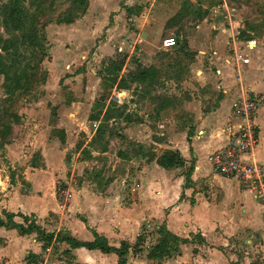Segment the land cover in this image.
I'll return each instance as SVG.
<instances>
[{"label":"crops","instance_id":"0c3cea01","mask_svg":"<svg viewBox=\"0 0 264 264\" xmlns=\"http://www.w3.org/2000/svg\"><path fill=\"white\" fill-rule=\"evenodd\" d=\"M90 1L86 14L76 20L80 27L76 28L79 31L81 26H88V20H93L90 27L95 20L105 21L104 46L109 58L124 51L152 53L142 38L161 19L132 15L134 29H130L127 22L135 0H125L123 8L119 7L122 0ZM97 3L106 11L102 18L94 7ZM199 29L200 25L196 26L188 38L199 36ZM211 29L217 31L207 47L209 52L196 50L198 46L189 40L190 51L202 54L201 59L194 54L189 74L175 81L182 86V92L174 94L182 96L180 103L151 107L148 120L123 129V137L132 139L138 152L133 157H110L103 167L105 175L94 177L91 168L90 174L84 175L82 166L102 165L106 149L92 150L79 160L69 181L65 173L67 155L73 159V166L80 154L78 150L71 152L74 132L83 133L87 143L97 135V123L90 119L92 103L86 98L69 105L73 111L69 122L57 119L56 127L62 129L64 141L40 129L28 143L29 150L23 146L28 137L4 145L5 169H21V174L19 179L0 168V264H34L36 260L46 264L54 247L72 264H118L116 250L121 243L128 245L122 257L125 264H264V202L245 193L235 178L216 175L209 160L212 152L227 145L235 130L232 106L237 98L258 96L261 102L254 116L257 145L251 159L264 171V34L263 39L253 41V46L238 38L234 49L249 60L247 65H240L238 74L226 46L229 30L220 24ZM81 32L79 38H85L86 43L89 33ZM34 153L37 159L32 162ZM165 154H177L181 165L159 167L156 160ZM67 182L71 199L62 209L55 187H66ZM5 215L10 216V222ZM23 218L39 232L21 231L26 228ZM143 226L147 232L151 229L153 240L148 235L140 240L145 233ZM161 229L187 243H179L175 253L157 262L147 254L160 241ZM94 235L106 242L111 249L108 253L83 246L70 248L62 241L68 238L88 244ZM43 236L51 237L48 245ZM65 250L68 254L63 253Z\"/></svg>","mask_w":264,"mask_h":264},{"label":"rangeland","instance_id":"374dc122","mask_svg":"<svg viewBox=\"0 0 264 264\" xmlns=\"http://www.w3.org/2000/svg\"><path fill=\"white\" fill-rule=\"evenodd\" d=\"M124 1L119 4L120 8H123ZM223 1L225 6H222L221 0H135L131 16L161 19L142 38V44L152 49V53L133 55L124 51L116 52L109 58L104 46L105 21L102 23L100 19L95 20L90 27L93 20H88V26L83 22L82 25L85 23L86 26H81L78 31L80 27L76 20H81L90 7L88 3L92 1L87 0L86 4L84 0H0V47L3 42L14 44L9 55L0 52V66L9 65L14 68L16 76H26V83L24 80L22 83L21 79L17 85L19 88L14 87L16 89L12 90L13 93L7 94L3 90V76L0 74V143L6 142L7 145L28 137L23 146L29 150L31 147L28 143L40 129H46L51 138L64 141L62 129L56 127L59 125L57 119L62 117L69 122L73 115L69 105L72 101L82 102L86 98L88 104L92 103L90 117L96 118L94 121L97 123L98 134L87 143L88 138L83 133L74 132L71 152L78 150L80 154L74 159L73 166V159L70 160L67 155L64 159L65 173L69 181L71 173L77 170L74 166L79 160L88 157L92 150L106 149L108 154L103 157L105 162L102 165L99 162L82 166L84 175L90 174L89 168L94 177H100L102 173L105 175L103 167L110 157L113 160L115 156L133 157L138 152L132 139L123 137V129L148 120L151 107L180 103L182 96L174 94L181 93L182 86L175 84V81L189 74L188 66L195 60L193 55L201 59L202 54L190 51L189 40L198 46L196 50L209 52L207 47L217 31L211 29V26L226 24L228 18L222 17L226 12L231 24L234 21L239 24V32L243 34L239 38L241 42H249V46H253L254 40L263 39L264 0ZM11 2H18L25 9L28 18L26 28L29 29V24L39 27L37 34L43 36V39L27 46V39L22 38L19 31L8 32L4 29L2 6ZM94 7L102 13L99 14L100 18L105 16L106 11L101 4L97 3ZM131 16L127 27L134 29ZM69 20L73 24L64 26ZM198 25L199 36L189 39ZM169 28L173 29L168 31ZM83 29L89 33L86 43L85 38H79ZM166 37L178 38L176 49L161 50V41ZM141 72L145 73L143 79L135 81L134 78ZM10 87H13L11 83ZM82 123L85 124V120ZM32 132L33 135L30 134ZM3 149L4 146L0 149V168L20 179L21 169H5ZM28 154L31 156L32 153ZM36 159L37 153H34L31 161ZM68 185L67 182L64 187L67 190ZM147 230L143 226L145 233H141V241L147 235L151 236V229L150 232ZM60 251L54 247L48 253L46 264H72Z\"/></svg>","mask_w":264,"mask_h":264},{"label":"built area","instance_id":"2783aa9c","mask_svg":"<svg viewBox=\"0 0 264 264\" xmlns=\"http://www.w3.org/2000/svg\"><path fill=\"white\" fill-rule=\"evenodd\" d=\"M222 6H225L223 0ZM219 8V6H217ZM228 21L224 28L229 30V38L226 46L232 53V66L236 73L239 74L240 65H247L248 58L236 52L235 44L239 41V24L230 23L229 14L226 12L222 16ZM177 40L173 37L163 38L161 41V50H167L177 47ZM261 98L258 96L243 95L237 98L232 106V114L237 123L235 130L230 133V140L223 148L212 152L209 156L213 172L221 177L235 178L240 188L254 199L264 202V171L260 164L251 159V155L257 145V132L254 123L255 111L260 103ZM56 199L59 207L65 209L71 199V193L63 186L55 188ZM34 264H40L36 260Z\"/></svg>","mask_w":264,"mask_h":264},{"label":"trees","instance_id":"16d2710c","mask_svg":"<svg viewBox=\"0 0 264 264\" xmlns=\"http://www.w3.org/2000/svg\"><path fill=\"white\" fill-rule=\"evenodd\" d=\"M3 11V21L2 25L6 31L11 32H18L21 33L22 38H26L28 43L27 46H32V44H35L39 41L40 38L43 39V36L37 34V26L34 24H29V29H27V23L28 20L24 8L20 7L18 5V2H11L4 4L2 6ZM71 23V20L67 21L65 25H68ZM243 34H239V38ZM14 47L13 42H3L2 46L0 47V52L5 54V56L9 55L10 49ZM34 47V46H33ZM111 63V62H110ZM144 69H142L143 71ZM0 74L3 76V90L7 94H12L13 89L19 88L17 87L18 83L22 79V83L24 80V83H26V76L24 74H14V68L10 67L6 64H1L0 66ZM143 72L138 73L137 76L134 78L135 81H140V79H143ZM15 80V82H13ZM10 83L13 85V87H10ZM16 87V88H14ZM91 120H96L95 117H90ZM98 134V131H97ZM6 145L5 143H0V149ZM156 163L159 167L168 169L172 167H176L181 165V160L178 157L177 154H165L157 158ZM185 185L188 183V175H185L184 178ZM6 221L10 222V216L5 215ZM23 222L26 225V228H21V231L29 232V231H37L39 232L38 228H36L32 223H29L26 218H23ZM0 226H2V223L0 221ZM160 241L152 246L147 254V258L150 260H155L157 262H160L162 259L168 258L171 256L172 252H174L175 248L178 246L179 243L185 244L187 243L186 240H180L176 238L175 236L171 235L164 229H161L159 231ZM43 240L45 242V245H48L51 241V237L43 236ZM139 240V239H138ZM137 240V241H138ZM62 241L67 243L70 248H76L79 246H83L87 249H97L101 253H108L111 249L107 246L106 242L102 239L94 235V241L88 244H79L75 243L71 239L63 238ZM128 249V245L126 243H121L119 248L116 250L117 257H118V264H125L123 260V256L126 253ZM64 254H68V251L65 250L63 252Z\"/></svg>","mask_w":264,"mask_h":264}]
</instances>
